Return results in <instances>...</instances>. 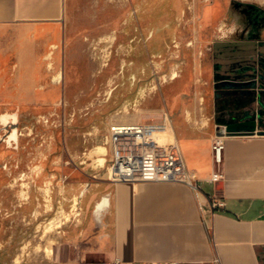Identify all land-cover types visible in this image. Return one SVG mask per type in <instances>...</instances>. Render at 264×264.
<instances>
[{
    "label": "rangeland",
    "instance_id": "374dc122",
    "mask_svg": "<svg viewBox=\"0 0 264 264\" xmlns=\"http://www.w3.org/2000/svg\"><path fill=\"white\" fill-rule=\"evenodd\" d=\"M258 7L264 0H68L61 95L0 120V264H55L66 231L111 181L112 124L159 122L167 110L177 141L183 129L215 135L217 105L240 101L226 96L240 73L264 72V17L257 29L250 21ZM252 93L249 108H264Z\"/></svg>",
    "mask_w": 264,
    "mask_h": 264
},
{
    "label": "crops",
    "instance_id": "0c3cea01",
    "mask_svg": "<svg viewBox=\"0 0 264 264\" xmlns=\"http://www.w3.org/2000/svg\"><path fill=\"white\" fill-rule=\"evenodd\" d=\"M67 6L68 0H0V120L61 95ZM255 40L259 47L264 43ZM240 74L230 87L236 93L226 94L240 101L235 107L217 105L215 134L219 126L249 119L256 120V132L224 134L218 167L214 135L183 129L178 143L198 189L183 181L104 182L82 219L66 231L55 264L114 258L128 264H264V108L246 104L251 92L264 104V72ZM216 170L224 176L212 180ZM215 194L224 199L223 207L212 206Z\"/></svg>",
    "mask_w": 264,
    "mask_h": 264
},
{
    "label": "built area",
    "instance_id": "2783aa9c",
    "mask_svg": "<svg viewBox=\"0 0 264 264\" xmlns=\"http://www.w3.org/2000/svg\"><path fill=\"white\" fill-rule=\"evenodd\" d=\"M162 121L116 122L111 125L109 141L111 158L107 175L111 181H183L198 189L197 177L185 161L178 141L168 139L173 130L167 110ZM174 132V130H173ZM225 147L224 134L216 133L212 140L214 163L219 167L223 162ZM224 176L221 170L212 174V180ZM213 207H223L224 199L211 195ZM92 264H128L119 258L101 260ZM156 264V263H150ZM167 264H192L191 261L173 260Z\"/></svg>",
    "mask_w": 264,
    "mask_h": 264
},
{
    "label": "water",
    "instance_id": "95a60500",
    "mask_svg": "<svg viewBox=\"0 0 264 264\" xmlns=\"http://www.w3.org/2000/svg\"><path fill=\"white\" fill-rule=\"evenodd\" d=\"M257 125L255 119L235 121L226 126L217 128L218 134H251L256 132ZM264 132V131H261Z\"/></svg>",
    "mask_w": 264,
    "mask_h": 264
},
{
    "label": "flooded vegetation",
    "instance_id": "af4514ba",
    "mask_svg": "<svg viewBox=\"0 0 264 264\" xmlns=\"http://www.w3.org/2000/svg\"><path fill=\"white\" fill-rule=\"evenodd\" d=\"M257 10L254 11V13L251 16V26L254 29H257L258 25H260L261 18L264 17V11L260 9L259 7L256 8Z\"/></svg>",
    "mask_w": 264,
    "mask_h": 264
},
{
    "label": "bare ground",
    "instance_id": "6f19581e",
    "mask_svg": "<svg viewBox=\"0 0 264 264\" xmlns=\"http://www.w3.org/2000/svg\"><path fill=\"white\" fill-rule=\"evenodd\" d=\"M177 75H178V72H177V71H174V73H173V77H176ZM168 139H171V140L174 139L175 141H177V140H176L175 133L173 132V130L170 131V133H169V135H168ZM100 151L103 152V153H106V152H107V148H106L105 146L101 145V146H100ZM100 159H101V161H104L105 157L101 156ZM100 205H101V204L99 203V206H100Z\"/></svg>",
    "mask_w": 264,
    "mask_h": 264
}]
</instances>
